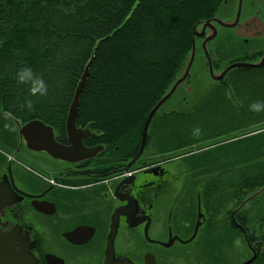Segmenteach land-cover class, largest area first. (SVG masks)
I'll use <instances>...</instances> for the list:
<instances>
[{
	"label": "flooded vegetation",
	"instance_id": "1",
	"mask_svg": "<svg viewBox=\"0 0 264 264\" xmlns=\"http://www.w3.org/2000/svg\"><path fill=\"white\" fill-rule=\"evenodd\" d=\"M227 1L226 24L216 22V31L207 24L198 35L202 44L215 33L211 57L221 72L241 61L222 67L224 45L234 47L237 57H247L248 46H235L231 36L218 41L219 25L239 32L237 40L264 28V0H249L245 19V0ZM254 17L261 24L249 22ZM252 56L259 62L264 50ZM181 112L164 110L159 116ZM0 117L7 121L0 124V264H256L264 255V195L248 198L243 171L234 176L232 169L193 167L187 160L244 136L205 146L193 143L179 153L160 150L156 141L150 144L148 132L136 159L141 143L137 148L126 137L103 138L91 124L76 121L78 129L90 133L79 150L94 153L61 159L51 156L46 145L34 147L26 139L43 135L49 140V130L22 133L30 120L17 121L1 111ZM45 124L59 146H73L66 121L60 129Z\"/></svg>",
	"mask_w": 264,
	"mask_h": 264
},
{
	"label": "trees",
	"instance_id": "2",
	"mask_svg": "<svg viewBox=\"0 0 264 264\" xmlns=\"http://www.w3.org/2000/svg\"><path fill=\"white\" fill-rule=\"evenodd\" d=\"M222 3L0 0V111L16 120L38 119L62 128L90 62L77 122L91 124L103 138L126 137L138 148L150 111L185 67L196 27L216 16ZM25 64L47 82L46 96L33 97L28 86L16 81L17 70ZM262 69L264 65L234 70ZM216 81L196 103L198 109L170 114L172 129L163 132L166 151L244 136L216 147L231 148L216 155L213 164L206 158L191 166L243 171L252 183L248 168L264 159V111L253 112L249 105L264 101V76H225ZM26 99L33 101L31 110L22 107ZM161 112L162 107L149 129ZM259 136L262 140L255 142ZM249 140L253 142L247 147Z\"/></svg>",
	"mask_w": 264,
	"mask_h": 264
},
{
	"label": "rangeland",
	"instance_id": "3",
	"mask_svg": "<svg viewBox=\"0 0 264 264\" xmlns=\"http://www.w3.org/2000/svg\"><path fill=\"white\" fill-rule=\"evenodd\" d=\"M226 1L227 0H223V3L220 6L217 15L211 19H208V20L217 19V20H214L212 23L214 26L216 22L219 23L218 21H222L223 24H226V21H227L226 18H227V15L229 13V8H230V4L228 3V1L227 2ZM229 1L231 2L233 0H229ZM237 2L238 0L236 1V4ZM249 14H250L249 0H245L243 4L242 19L247 18ZM249 22H253L254 24H259L260 22L261 24V21L257 17L249 19ZM202 26H203L202 24H199L196 28L197 34H196V39H195L194 59H193L192 65L188 73L186 74V76H184L185 69L188 65V62L191 56L190 54L185 64L184 69L176 77L177 79H181V78H184V79L179 84L177 89L174 91L172 96L164 103L162 107V112L164 110L166 111L183 110L181 114L190 113L189 111L187 112L186 110H189L191 109L193 105H196L198 100L204 94H206L210 88H213L216 85L217 81L215 79L218 78L219 77L218 75H220L223 72V71L221 72V69L218 70V69L213 68V74H211L209 58H208L206 51H208L210 57L212 56L214 58L215 54L213 51V44H211L212 40L208 41L207 43L203 42L202 44H199L201 42V38L198 37V35L201 32ZM258 26H261V25H258ZM219 30H220V35H219V38L217 39L218 41L229 40L231 39L229 38L231 36L232 37L231 40H236L235 46L237 45L243 46V44L248 46V47H245V52H244L245 54H247V57L245 56L237 57V55L233 53V51L231 50L234 47H231L230 44L224 45L223 51H222V54H223L222 67H226L227 64H229L231 61L240 60V59H241L240 62H248V63L257 62L255 58H248V56L254 55L260 49L264 50V28L261 27L259 28V30L245 32L242 35H240L241 39H238V40L235 35L239 34V32H236L233 29H230L232 31L230 32L228 29L225 28V26H222V25H219ZM208 31H209L208 33L211 32L209 28H208ZM210 35L208 37H210ZM242 38L248 39L249 41H244ZM256 42H259L258 45L255 44ZM204 43L206 44V46ZM210 48H211V51H210ZM198 49H200L199 52L197 51ZM212 57H211V60H212ZM235 57L237 58L233 59ZM212 63H213V60H212ZM193 74L195 76H193ZM237 75L239 76H264V69H262L261 71L260 70H257V71L250 70L248 72L241 71L240 73L237 70H233L232 72L229 73L228 77L231 78ZM172 118L173 117L170 114L165 115V116H158L156 123L154 124V126L152 125L150 128V131H149V136L151 139L150 144L153 141H156L157 143L155 147L159 148L160 150L166 151L167 149L166 146L164 145L166 138H164L163 132L167 129H172L170 126V121H169V119H172ZM4 122H7V121L0 117V124L4 125ZM262 138L263 136L257 137L255 142L262 140ZM252 142L253 140H249V142L246 141L247 147H248V144H251ZM230 148L231 147H228L225 149L211 148L210 150H204L202 152H199L196 155L192 156L191 159H187V160L188 162L191 161L192 163L196 160L207 158V161L211 162L210 164H213V161L216 158L215 157L216 155H219L221 152L226 151ZM184 149L185 147L180 148V146H174L172 149L166 152L175 151V152L180 153V152L187 151ZM158 153H162V151ZM248 169H249V176L251 177L252 183H248V181L246 180V185H247V190H248L247 195H248V198L253 199L255 197L262 196L264 192V191L260 192L261 190L264 189V159L260 160L256 166H253ZM233 173L235 176L237 174H240V171L236 170V171H233ZM233 180H234V183H237V184L241 183L240 178L234 177ZM236 245L237 244H234L232 246L233 248L231 249V255L235 253L236 249H240V245H241L240 242L238 243L237 246ZM239 256L240 254H237L236 258H233V259H237ZM214 260L217 261L218 257L216 256ZM222 261H224V258H222ZM256 264H264V255Z\"/></svg>",
	"mask_w": 264,
	"mask_h": 264
},
{
	"label": "water",
	"instance_id": "4",
	"mask_svg": "<svg viewBox=\"0 0 264 264\" xmlns=\"http://www.w3.org/2000/svg\"><path fill=\"white\" fill-rule=\"evenodd\" d=\"M217 20V19H213V20H208L206 22H201L200 24H202L204 26V28H206L207 24H210V26H212L213 21ZM220 22V21H218ZM214 27V25H213ZM197 28V27H196ZM215 29V27H214ZM216 31V29H215ZM196 33V31H195ZM197 34V33H196ZM214 34H211L210 37H208L205 40V43H207L208 41L212 40L214 37ZM204 43V44H205ZM206 46V44H205ZM194 47H195V38L193 39V45H192V53L188 62V65L185 69V73L184 76H186V74L188 73L193 59H194ZM207 52L208 58H209V64H210V70H211V74H213V63L211 60V57ZM89 65L90 62L86 68L85 73L83 74L78 87L76 89L75 95H74V99L72 101V104L70 106L68 115H67V119H66V127H67V131H68V137L71 139V141L73 142V146L72 147H61L59 146V144L56 142L55 137H54V132L53 129L51 127H48L43 121L38 120V119H33L30 120L26 125L22 126V133H24L25 130H35V131H40V130H49L50 131V139L46 140L44 138L43 135L40 136H36L35 138H30L26 135V139L29 143V145L32 146H37L40 145L41 148H43L42 146L46 145V147L48 148V153L51 156L54 157H58L61 159H68L69 157H76V156H83V157H90L92 155V153H94L92 150H84L80 151L79 148L80 146H82V138L83 136H87L90 135L89 130L88 129H78L76 126V119L78 117V111H79V105H80V95L82 92V89L85 85V82L87 80V77L89 75ZM264 65V56L262 58V60H260L259 62L256 63H248V62H238V63H234L230 66H228L225 70H223V72L221 73V76H219L218 78H216V80L222 79L223 77H225L224 75L227 73V71H229L231 68L233 67H237V66H242V67H255V68H259L262 67ZM184 78L178 79L175 84L173 85V87L170 89V91L156 104V106L150 111L145 124L143 126V130H142V138H141V146L140 149L138 151V154L136 156V159H138L140 157V155L142 154V152L144 151V148L146 146V141H147V136H148V130L151 124V121L154 117V115L159 111V109L164 105V103L172 96V94L174 93V91L177 89V87L179 86V84L183 81ZM16 120V119H15ZM18 121V120H17ZM43 137V138H42ZM76 147V148H75ZM135 159V160H136ZM2 197H0L1 199ZM5 203L2 200V206ZM13 247L12 244L9 245V250H11ZM12 260V259H11ZM10 264H15L13 262L10 261Z\"/></svg>",
	"mask_w": 264,
	"mask_h": 264
},
{
	"label": "clouds",
	"instance_id": "5",
	"mask_svg": "<svg viewBox=\"0 0 264 264\" xmlns=\"http://www.w3.org/2000/svg\"><path fill=\"white\" fill-rule=\"evenodd\" d=\"M15 78L19 84L28 86L29 92L33 97H43L48 93V84L43 76L37 74L35 70L27 64L17 70ZM22 107L31 110L33 108V101L31 99H26ZM249 108L253 112H262L264 111V101L253 102L249 105ZM196 131H199V129Z\"/></svg>",
	"mask_w": 264,
	"mask_h": 264
},
{
	"label": "bare ground",
	"instance_id": "6",
	"mask_svg": "<svg viewBox=\"0 0 264 264\" xmlns=\"http://www.w3.org/2000/svg\"><path fill=\"white\" fill-rule=\"evenodd\" d=\"M78 87V86H77Z\"/></svg>",
	"mask_w": 264,
	"mask_h": 264
}]
</instances>
